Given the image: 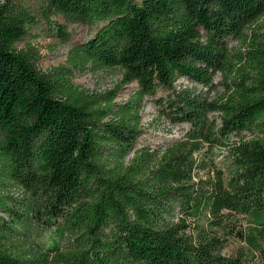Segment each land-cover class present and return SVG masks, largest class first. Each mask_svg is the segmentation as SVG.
I'll list each match as a JSON object with an SVG mask.
<instances>
[{
	"label": "trees",
	"instance_id": "obj_1",
	"mask_svg": "<svg viewBox=\"0 0 264 264\" xmlns=\"http://www.w3.org/2000/svg\"><path fill=\"white\" fill-rule=\"evenodd\" d=\"M40 24L94 34L44 72ZM115 68L128 100L74 82ZM0 189V264H264V0H0Z\"/></svg>",
	"mask_w": 264,
	"mask_h": 264
},
{
	"label": "rangeland",
	"instance_id": "obj_2",
	"mask_svg": "<svg viewBox=\"0 0 264 264\" xmlns=\"http://www.w3.org/2000/svg\"><path fill=\"white\" fill-rule=\"evenodd\" d=\"M68 32L71 34L70 41L65 43L56 37V34H54L46 24H40L30 30L25 39L17 44V48L19 50H26L29 47H33L39 56V69L46 72L52 68H57L66 64L72 48L83 43L94 34V30H89L87 27L79 25H70ZM232 44L233 46H237V43ZM122 80V70L120 68H115L100 71L98 73H77L74 82L78 87L96 93L112 91L122 87L118 98L116 99V102H121L122 100H128L129 94L136 87L135 84L123 85ZM219 81L220 78L218 76L215 78V84L218 85ZM184 85L188 86L187 84ZM164 95L165 93L160 91L156 98L159 99ZM156 98L147 99L145 102V107L142 112V126L144 133L141 137V141L145 144H150L152 147H163L168 142H171L174 139H179L182 135V131L177 129L172 130L169 122L159 118L155 101L157 100ZM223 152L224 151H217L219 156L218 162L221 164V167L224 166L222 165L224 161ZM13 193L19 196L23 195V193L19 191H14ZM245 227L246 223L242 222L241 227L235 232L234 239H230L229 247L224 251L225 254H231L235 249L243 247L242 235ZM41 237L44 238L42 239ZM44 240L47 241L46 231H43L42 235L38 237L37 242H42Z\"/></svg>",
	"mask_w": 264,
	"mask_h": 264
}]
</instances>
